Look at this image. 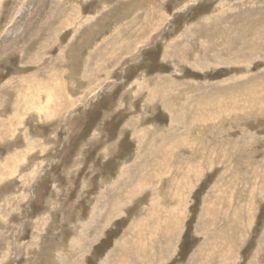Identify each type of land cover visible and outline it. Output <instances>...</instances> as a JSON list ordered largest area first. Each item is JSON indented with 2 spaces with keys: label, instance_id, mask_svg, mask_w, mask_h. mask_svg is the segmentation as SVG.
<instances>
[{
  "label": "rangeland",
  "instance_id": "374dc122",
  "mask_svg": "<svg viewBox=\"0 0 264 264\" xmlns=\"http://www.w3.org/2000/svg\"><path fill=\"white\" fill-rule=\"evenodd\" d=\"M139 241L264 264V0H0V264Z\"/></svg>",
  "mask_w": 264,
  "mask_h": 264
},
{
  "label": "bare ground",
  "instance_id": "6f19581e",
  "mask_svg": "<svg viewBox=\"0 0 264 264\" xmlns=\"http://www.w3.org/2000/svg\"><path fill=\"white\" fill-rule=\"evenodd\" d=\"M40 5V4H39ZM140 13V12H139ZM138 16V15H137ZM24 31V30H23ZM79 31V30H78ZM119 31V30H118ZM86 35V34H85ZM86 37V36H85ZM89 37V36H88ZM87 37V38H88ZM63 54V53H62ZM38 55H40V54H38ZM237 55V54H236ZM235 56V55H234ZM111 58V57H110ZM58 61V60H57ZM64 64V63H63ZM86 64H89V60H87V63ZM86 64H85V66H86ZM87 67V66H86ZM80 75V74H79ZM51 101V100H50ZM254 107V106H253ZM175 112V111H174ZM241 112V111H240ZM144 182H146V181H142V182H139V183H141V188L143 187H146L147 186V184H145ZM119 209H121V208H119ZM226 230H229V228H227ZM221 233V232H220ZM220 235V237H222V238H224V237H226L228 240H227V244H229V243H231L232 241H231V239L232 238H229L227 235H226V233H224V234H219ZM222 245H224L223 243H221ZM124 249V251L122 252V254L120 255V259H119V261H118V264H144V257L145 256H143L144 255V251H146L147 252V249L146 248H144L142 245H141V242L139 241L138 243H137V245H136V247L135 246H127V247H124L123 248ZM135 250V251H134ZM142 256H143V258H142ZM223 256V254H219V258H221ZM224 257V256H223Z\"/></svg>",
  "mask_w": 264,
  "mask_h": 264
}]
</instances>
